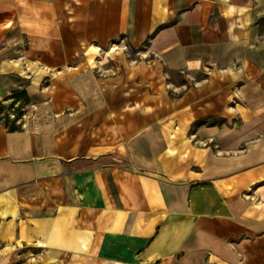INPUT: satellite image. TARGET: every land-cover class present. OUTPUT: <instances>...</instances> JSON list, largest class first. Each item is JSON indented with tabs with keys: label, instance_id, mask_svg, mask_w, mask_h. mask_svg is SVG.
Instances as JSON below:
<instances>
[{
	"label": "crops",
	"instance_id": "1",
	"mask_svg": "<svg viewBox=\"0 0 264 264\" xmlns=\"http://www.w3.org/2000/svg\"><path fill=\"white\" fill-rule=\"evenodd\" d=\"M113 44L147 55L97 64ZM12 93L33 115L0 122V264H264V0H0Z\"/></svg>",
	"mask_w": 264,
	"mask_h": 264
},
{
	"label": "rangeland",
	"instance_id": "2",
	"mask_svg": "<svg viewBox=\"0 0 264 264\" xmlns=\"http://www.w3.org/2000/svg\"><path fill=\"white\" fill-rule=\"evenodd\" d=\"M111 46V47H110ZM112 50L107 56L106 52L108 50ZM142 49V47H140ZM117 49V50H115ZM130 47L126 44L123 45H109L105 49H100L98 48V51L94 52L96 56V63H102V65H108L110 67H113L114 65L118 66L122 63L123 65H126L124 61L127 63L128 60H131L133 62H136L137 60H144L143 55L147 54H142L136 53V51H130V53H126V51H129ZM158 65V63H156ZM100 65V64H99ZM168 76H161L160 71L155 72L152 71L153 75V85L155 86L152 88L154 94H157L158 92H164V95L167 93L171 100H174V98H177L179 95L182 96V94L186 91V86L187 85L189 88H192L193 90H197L199 86H197V80L201 78V75L197 76H191L189 73H180V72H169L167 73ZM216 77V74H214ZM164 78V80H163ZM196 82V83H195ZM221 85V83H220ZM164 87V88H163ZM225 94V102L221 99L219 101V106L220 105H226L231 106L235 105L236 99L238 94L235 93H227L226 94V89L225 87H221ZM230 90V89H227ZM17 93H12L11 96H13V99H7L8 97H5V100L3 102H0V122L6 124L7 127H23L24 126V120L27 121V119L31 118L33 115V108L31 107V104L29 103L28 98H22L20 97L19 101L17 102L16 96ZM10 96V97H11ZM215 95L211 99H214ZM191 102L194 100V94H190V97L184 99V101ZM162 101L160 100V107L162 105ZM185 103V102H184ZM168 105V104H167ZM168 107V106H167ZM194 107V105H193ZM170 108H173L172 105H170ZM193 109V108H192ZM207 122H221V119L219 118L218 115H213L209 116ZM196 121H193L191 124H195ZM179 131H181V126L178 127Z\"/></svg>",
	"mask_w": 264,
	"mask_h": 264
}]
</instances>
